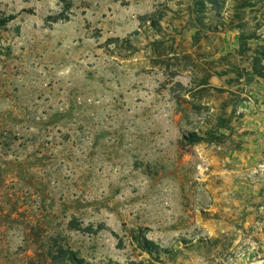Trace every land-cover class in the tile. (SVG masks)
<instances>
[{
	"label": "rangeland",
	"instance_id": "374dc122",
	"mask_svg": "<svg viewBox=\"0 0 264 264\" xmlns=\"http://www.w3.org/2000/svg\"><path fill=\"white\" fill-rule=\"evenodd\" d=\"M0 264H264V0H0Z\"/></svg>",
	"mask_w": 264,
	"mask_h": 264
},
{
	"label": "trees",
	"instance_id": "16d2710c",
	"mask_svg": "<svg viewBox=\"0 0 264 264\" xmlns=\"http://www.w3.org/2000/svg\"><path fill=\"white\" fill-rule=\"evenodd\" d=\"M145 249L149 251V248L146 247ZM71 261H72V262H75V261L77 262V260H75L74 257L71 258Z\"/></svg>",
	"mask_w": 264,
	"mask_h": 264
}]
</instances>
